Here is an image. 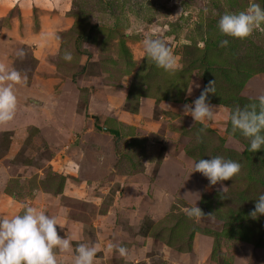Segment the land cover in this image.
<instances>
[{"label": "rangeland", "instance_id": "374dc122", "mask_svg": "<svg viewBox=\"0 0 264 264\" xmlns=\"http://www.w3.org/2000/svg\"><path fill=\"white\" fill-rule=\"evenodd\" d=\"M250 2L264 7V0H36L23 17L15 6L2 23L17 44L8 47L7 65L28 79L15 89V119L0 126V167L9 168L0 195L56 216L60 235L73 221L75 239L100 245L99 264H264V248L255 246L264 245V234L251 243L228 239L217 216L241 207V193L250 208L262 191L247 174L259 168L264 175V154L246 160L249 140L233 133L228 116L264 95V26L243 40L218 29L222 15ZM88 33L96 44L85 40ZM147 35L164 39L180 58L178 79L141 55ZM223 39L227 47L219 46ZM5 52L0 46V60ZM34 56L42 63L37 84ZM205 77L216 81L208 102L221 107L201 132L183 106L200 96ZM229 152L241 171L222 182L224 193L192 173L195 161L231 159ZM67 182L83 189L75 193ZM196 203L200 220L184 211ZM257 219L249 216L247 230L260 231L250 222ZM108 241L129 255L107 252Z\"/></svg>", "mask_w": 264, "mask_h": 264}, {"label": "clouds", "instance_id": "9594fccd", "mask_svg": "<svg viewBox=\"0 0 264 264\" xmlns=\"http://www.w3.org/2000/svg\"><path fill=\"white\" fill-rule=\"evenodd\" d=\"M262 26L264 7L257 2H250L245 11L225 13L218 21V29L222 35L241 40L250 37ZM228 45V39L219 42L220 47ZM16 55L23 59L26 53L21 49ZM141 55L169 74H174L181 67L180 58L165 40L158 36L147 35L143 39ZM62 58L71 62L73 54L65 50ZM27 79V75L0 62V126H6L15 119L18 103L15 89L17 85L25 84ZM215 84L216 81H210L192 104L183 106L184 114L190 115L195 123L202 125L201 132L216 119L217 110L221 107L208 102V95L216 92ZM195 86L200 87L198 84ZM187 92L191 95L192 85ZM228 119L233 133L239 131L249 140L248 151L254 153L264 147V95L258 98V105L235 108L230 112ZM196 139L201 142L200 135H197ZM240 171L239 162L217 155L211 159L201 158L195 161L192 173L202 174L212 186L219 183L224 193L228 187L222 182L232 181ZM184 211L190 219L200 220L205 217L197 203L193 207H186ZM211 216L213 215L207 217ZM250 216L252 219L264 216V194L256 199L255 209ZM58 227L59 220L56 216L27 204L22 206L20 214L11 217L0 216V264H62L60 256L65 254L70 256L71 264H97L99 244L79 243L73 248L72 240L75 237L61 236L58 234ZM106 251L118 253L121 257L129 255L126 247L113 241L106 243Z\"/></svg>", "mask_w": 264, "mask_h": 264}, {"label": "crops", "instance_id": "0c3cea01", "mask_svg": "<svg viewBox=\"0 0 264 264\" xmlns=\"http://www.w3.org/2000/svg\"><path fill=\"white\" fill-rule=\"evenodd\" d=\"M36 2V0H0V40H2L3 41V44L2 45H0L1 46V50L2 49H5V50H7V52H5L6 53V57H7V59H3V58H1V60L0 61H3L5 64H7V61H12L11 60V58H10V56H12L9 52H8V47L9 46H11V45H17V44H14V43H12V42H15L16 41V36L14 35L15 33H14V29H13V31L11 30V31H8V33H10L11 35H9V34H7V32L4 30V29H8L9 27H5V26H3L2 25V23H3V21H5V18L7 17V15L14 9V8H18L19 9V11H20V13H21V16H23V17H25V16H28V14L30 13V12H32V7L31 6H33V4H36L35 3ZM16 6V7H15ZM16 52H14L13 54H15ZM34 58L36 59V61H37V64L35 65V68H36V66L38 67L37 69H36V71H35V73H34V79H36V80H34L35 81V83L37 84V83H39V82H37V80L39 81L40 79L39 78H41V74H40V76L38 77V70H40L41 69V66H42V63L39 61V59H38V57L37 56H34ZM58 59H59V57H58ZM9 63V62H8ZM56 66H54V70L56 71ZM57 79V80H56ZM48 80H50V81H55L56 82V84L57 85H59L60 84V79L59 78H53V77H50ZM55 85V84H54ZM11 146H13V145H11ZM5 162V161H4ZM145 162H146V160H145ZM5 164V163H4ZM3 164V166H1L0 167V175L1 174H3V181H4V179H5V175H7L6 174V172H7V169H9V168H6V166ZM77 186L76 187H73V186H71L68 182H67V187L68 188H73V189H75L76 190V192L75 193H77V191H81V189H83V185L82 184H80L79 185V188H78V184H76ZM80 192H78V194H79ZM42 197V195L41 194H39V195H37V197H36V200L34 199V201H33V203L34 204H37V200L38 199H40ZM22 206H23V202H21L20 204H19V201L18 200H14V199H12V198H10V197H7V196H1L0 195V216H3V215H6V216H8V217H11V216H14V215H17V214H19L20 212H21V210H22ZM70 221V220H69ZM68 221V222H69ZM75 221H77V220H75ZM67 222V225H66V227H65V225H64V228H62V233H63V235H62V233H61V236H66V237H73V235L71 234V233H69V231H72L73 233H74V228L76 227L75 226V224H74V222L72 221V226L70 227L69 226V224L70 223H68ZM69 229V230H68ZM84 229V228H83ZM80 231V230H79ZM78 232V231H77ZM82 240H85V243H86V239L84 238V237H82V239L80 240V238L79 239H73L72 240V244L73 243H76V242H80V241H82ZM88 242V241H87ZM83 243V242H82ZM88 244H90V243H88ZM98 244V243H97ZM73 248H74V245H73ZM99 253H100V249H99V251H98V253H97V257H98V260H99V262H98V264L100 263V255H99ZM60 259H61V261H62V264L64 263V262H68V263H71V258H70V256H68V255H61L60 256ZM118 260H121L120 258H118ZM65 264H67V263H65Z\"/></svg>", "mask_w": 264, "mask_h": 264}, {"label": "trees", "instance_id": "16d2710c", "mask_svg": "<svg viewBox=\"0 0 264 264\" xmlns=\"http://www.w3.org/2000/svg\"><path fill=\"white\" fill-rule=\"evenodd\" d=\"M85 40L87 42L89 41L91 43L92 42L95 43V44L97 43L96 37L93 34H90V33H88V35L85 36ZM58 61L60 62V58L58 59ZM58 68H60V67H58ZM181 73L182 72L178 71V72H175L174 74H171V75H173L175 78L178 79L180 77ZM204 80H205V86H207L208 85L207 78L205 77ZM162 100H170V99H168V97H165V99L162 98ZM115 134L118 136V133H115ZM243 144L246 147V149H245V151L243 153V156L246 158V160H250V158H252L251 155H256L257 158H258L260 153L264 154V147H262L261 150L253 153L251 151H248L249 143L247 145L243 141ZM229 154H230L231 160H235V159H232V158H234L232 156V152L231 153L229 152ZM249 166L250 165H248L247 167H249ZM255 171L258 172L257 175L260 176L259 178H257L254 175ZM262 175H263V173L262 172L260 173L259 168L255 169V170L251 168L249 170L248 174H247L248 178H250L252 180H255V181H257L259 183L258 186L262 190V191H259L260 195L264 194V175L263 176ZM253 176H255V178ZM12 197L15 198L14 196H12ZM237 197H238V195H237ZM237 201L242 202V206L241 207L238 205L236 210H232L231 208H229V210L227 211V215H223V216H221L219 214L217 215L218 218H220V220L224 221L223 222L224 228H223V231L221 233V236L227 237L228 239H232V240L242 241L244 243L245 242L246 243H251L255 239H257L259 234L260 235L264 234V227H263V225L261 223V217H258V219L256 221H250L251 223L252 222H258L260 224V228L261 229H260L259 232L254 231L252 229L247 230V227L244 225V223H245L246 220H248V218L250 216V213L255 209V204L256 203H252L250 208H245L243 206V204H244V201H246V200H244V197H243L242 193L239 195V199ZM145 227L146 228H145L144 231H146V232L149 231L150 228H147V224H146ZM212 234H214V233H212ZM214 236H216V234H214ZM190 238H191V236H190ZM260 240L263 241V239H260ZM255 246L258 247V248H264V245L262 243H256ZM189 250H191V246L189 247Z\"/></svg>", "mask_w": 264, "mask_h": 264}]
</instances>
